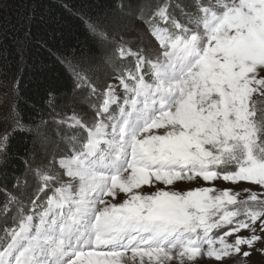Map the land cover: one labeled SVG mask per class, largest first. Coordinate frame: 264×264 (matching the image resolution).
<instances>
[{
  "label": "snow or ice",
  "instance_id": "6c2138e0",
  "mask_svg": "<svg viewBox=\"0 0 264 264\" xmlns=\"http://www.w3.org/2000/svg\"><path fill=\"white\" fill-rule=\"evenodd\" d=\"M135 19L151 43L113 38L104 83L86 54L63 58L94 114L56 113L74 130L70 146L36 166L26 204L0 189V264H248L264 254V0H159ZM82 23L108 40L98 20ZM0 87L4 165L13 134L38 126L17 110L20 82ZM46 103L55 112L54 94Z\"/></svg>",
  "mask_w": 264,
  "mask_h": 264
},
{
  "label": "trees",
  "instance_id": "16d2710c",
  "mask_svg": "<svg viewBox=\"0 0 264 264\" xmlns=\"http://www.w3.org/2000/svg\"><path fill=\"white\" fill-rule=\"evenodd\" d=\"M158 2L0 0V85H7L14 80L20 82L18 99L15 100L17 110L24 123L33 128L38 126V131L16 132L10 138L7 162L0 165V189L7 188L10 194L21 200L24 193L30 195L40 177H35L34 183H29L28 173L36 172L37 165L66 151L70 144L68 138L74 133L62 138L59 127L65 126L57 122L60 117L56 113L63 110L71 116L74 110L81 115L76 107L79 102L89 107L96 102L95 97H89L84 89L74 90L73 77L63 63V58H79L81 54H86L94 78L98 83H104L112 71L108 63L110 41L125 36L140 8L147 11ZM172 2L186 5L188 1ZM87 16L99 21L108 37L107 41L87 30L82 23ZM4 91L6 89L0 87V95ZM49 93L55 97V112L46 103ZM42 129L47 130L48 139L38 134ZM49 133L52 135L51 141ZM30 155L35 160L31 171L25 167L23 159ZM5 200V194L0 191V205ZM3 225L4 218L0 216V228Z\"/></svg>",
  "mask_w": 264,
  "mask_h": 264
},
{
  "label": "rangeland",
  "instance_id": "374dc122",
  "mask_svg": "<svg viewBox=\"0 0 264 264\" xmlns=\"http://www.w3.org/2000/svg\"><path fill=\"white\" fill-rule=\"evenodd\" d=\"M187 1H188V2H186L187 5H190L192 3V0H187ZM213 2H214V0H213ZM124 35H125L124 39H126V40L131 42L129 46L133 47V49H135L137 47H145L146 45L151 43L150 39L145 36L144 31L139 26V22L137 20H135L133 22V24L131 25V28ZM96 63H99V62H96ZM109 74L107 75V77L109 76ZM4 92H2L0 97H2L4 95ZM9 102H12L10 94H9ZM76 107L80 111L81 116H83L86 119H91L92 118V116L94 114V110L92 109V107H89V105L83 104L81 102H79L76 105ZM6 112H7V104L0 103V125H2L3 122H4V116L6 115ZM59 130H60L59 133H61L62 138H64V135H66L68 133V131H69L68 129H65V127H59ZM38 134H40V136L42 135L44 137L47 136L46 138L48 139V134H47V130L46 129L40 130L38 132ZM49 136H50V141H51L52 135L50 133H49ZM68 146H69V144H68ZM68 146H67V149H68ZM37 176L38 175H37L36 172H29L28 173V181H29V183H31L30 181L33 182L35 180V177L37 178ZM178 183H180V187L177 190H183V191H187L188 190L187 182H178ZM22 201L25 204L27 203V194L26 193H24L22 195ZM248 264H264V254H261L260 252H255L252 255V257L249 259Z\"/></svg>",
  "mask_w": 264,
  "mask_h": 264
}]
</instances>
